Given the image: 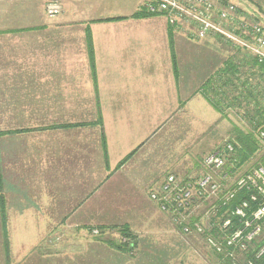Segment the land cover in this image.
<instances>
[{
  "label": "crops",
  "instance_id": "obj_1",
  "mask_svg": "<svg viewBox=\"0 0 264 264\" xmlns=\"http://www.w3.org/2000/svg\"><path fill=\"white\" fill-rule=\"evenodd\" d=\"M48 1L0 0V264H28L56 221L105 217L98 187L120 185L119 162L156 129L161 101L189 89L190 67L175 78L168 37L178 58L187 28L132 17L153 0H58L52 17ZM78 72L90 97L76 96ZM93 106L103 130L85 120Z\"/></svg>",
  "mask_w": 264,
  "mask_h": 264
},
{
  "label": "rangeland",
  "instance_id": "obj_2",
  "mask_svg": "<svg viewBox=\"0 0 264 264\" xmlns=\"http://www.w3.org/2000/svg\"><path fill=\"white\" fill-rule=\"evenodd\" d=\"M50 1L52 0L48 2ZM222 1L236 6L238 19L254 20L264 26V0ZM186 24V33L190 40L181 44L183 46L176 44V48L179 49L181 46L177 58L178 63L184 67L183 69L190 66L188 92L179 91L180 96L170 98L168 103L167 99L161 101L158 107L159 118L156 129L151 127L144 143H140L135 148L136 153L134 152L135 154L121 164L120 166L125 164L124 168L114 175L120 185H112L110 181L106 185L107 190L102 186L98 187V194L95 197L100 198L102 195L101 203L106 216L101 218L67 217L62 222L60 220V224L56 223L57 221L52 223L49 242L41 250L36 249L31 254L34 258L28 264L147 263L145 257L141 255L136 258L126 254L119 256L102 242L106 239L120 240L118 230L107 228L98 232L95 228L111 224L128 225L130 231L135 233L138 239V249L135 252L141 250L152 253V256L156 257V264L225 263L211 251L204 240L205 235L196 232L190 235L182 233L173 224L169 213L162 211L157 201L149 197L152 192H159L162 182H165L170 175L176 180L197 179L198 176L207 172L202 164L203 157L221 148L226 140L235 139L231 131V122L217 113L201 95L195 92L198 79L193 71V65L196 64L201 68V62L204 59L197 51L203 49L208 41L213 42L214 39L209 36L202 39L197 38L194 26L188 22ZM202 64L206 66L205 63ZM83 77H85L84 73L78 72V78H81L79 83L82 84L76 96L90 97V91L84 88ZM93 88L94 92L98 91L96 72H94ZM73 96H75L74 92ZM73 102L76 103L74 100ZM83 108L89 110L91 107ZM92 108L94 112L92 111L90 115H94H89L90 117H86L85 120L95 116L91 121L103 130L102 126L96 122L101 118L100 107L93 106ZM73 111L81 113L80 107L74 105ZM231 111L229 109L226 111L229 119H232L240 129L249 131V125L247 126L245 120L240 121L233 113H230ZM100 121L102 122L101 119ZM5 123L2 124V128L10 127V122ZM22 124L31 125L33 123ZM237 143L240 149L242 145L239 141ZM250 155H253L250 158L251 162L258 160V153ZM206 202L199 203L194 207L195 211L190 214L200 216L210 204V201ZM77 255L82 258H77Z\"/></svg>",
  "mask_w": 264,
  "mask_h": 264
},
{
  "label": "built area",
  "instance_id": "obj_3",
  "mask_svg": "<svg viewBox=\"0 0 264 264\" xmlns=\"http://www.w3.org/2000/svg\"><path fill=\"white\" fill-rule=\"evenodd\" d=\"M150 11L165 12L172 25L194 26L197 38L219 34L234 44L264 58V26L254 20L238 19V10L222 0H153ZM58 1L46 4L48 16L61 12ZM258 160H241L239 144L232 138L202 159L207 172L195 180L167 177L158 193L150 197L173 224L186 235L201 233L211 250L225 263L258 264L264 258V121L254 131ZM254 153V155H255ZM208 199V200H207ZM210 201L200 216L190 213L199 203ZM207 203V202H206ZM263 241L255 245L258 239ZM264 260V259H263Z\"/></svg>",
  "mask_w": 264,
  "mask_h": 264
},
{
  "label": "trees",
  "instance_id": "obj_4",
  "mask_svg": "<svg viewBox=\"0 0 264 264\" xmlns=\"http://www.w3.org/2000/svg\"><path fill=\"white\" fill-rule=\"evenodd\" d=\"M157 15H165V12L150 11L143 6L133 13L132 17L146 18ZM121 18L124 17H108L105 18V20L110 21ZM173 26L174 25L169 23V27L172 28ZM171 32L170 30L168 32L171 65L175 78H178L180 64L178 63L174 49V40ZM86 34L88 44L87 49L92 66L90 32L87 30ZM209 37H212V39H214L213 42H215L208 41L203 49L197 51V53L204 58L201 62V68L196 64L193 65V71L198 79V87L195 92L201 95L217 113L231 122V131L234 134L235 139L242 145V147L237 150V154L241 160L248 159V156L254 154L259 146L254 131L264 121V58L259 59V57L251 50L234 44L232 41L224 39L219 34L209 35ZM202 63H205L206 66ZM227 109L232 110L230 113H233V115L240 121L245 120L247 126L249 125V131L240 129L232 119H229L228 115H226ZM96 122L101 125L100 119ZM81 124L82 123H73V125ZM61 126L68 125L63 124ZM102 139L103 143H105L104 135H102ZM135 151L136 149L129 152L119 162V165L127 161ZM0 207L4 209V203H1ZM95 228L98 229V232H102L107 228L118 230L121 236L120 240H102V242L111 248L117 255L123 256L126 254L132 258L141 255L147 260V263L145 264H156V257H153L152 253H148L147 251L143 252L141 250L137 253L135 252L138 249V239L135 233L130 231L128 225L111 224L100 225ZM95 239L99 240L97 237H95ZM262 241V238L258 239V241L255 242V245L259 246ZM215 256L217 255L215 254ZM76 257L79 259L82 258L80 255H77ZM263 259L262 256L261 260L257 263L264 264Z\"/></svg>",
  "mask_w": 264,
  "mask_h": 264
}]
</instances>
